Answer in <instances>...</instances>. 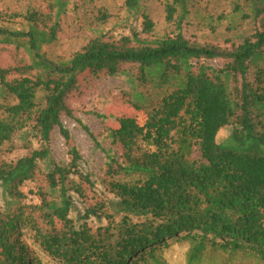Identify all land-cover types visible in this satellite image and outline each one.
Instances as JSON below:
<instances>
[{
	"label": "trees",
	"instance_id": "trees-1",
	"mask_svg": "<svg viewBox=\"0 0 264 264\" xmlns=\"http://www.w3.org/2000/svg\"><path fill=\"white\" fill-rule=\"evenodd\" d=\"M225 1L255 24L228 48L185 35L197 0H165L171 31L162 37L142 35L155 28L144 12L142 32L98 34L68 59L44 51L67 0H56L54 14L28 12V30L0 26V41L16 49L13 64L0 62V264H42L41 253L51 264H168L170 239L190 243L187 264H264V0ZM126 7L140 11L141 0ZM117 76L128 84L117 97L145 119L121 116L114 127L105 112L90 111L110 141L105 148L71 99L92 79ZM64 116L105 153L111 196L94 188L79 151L67 162L54 158L55 129L72 140ZM18 135L40 147L25 142L28 153L7 160ZM73 193L87 204L80 222ZM91 216L106 223L85 221ZM28 241L41 248L29 255Z\"/></svg>",
	"mask_w": 264,
	"mask_h": 264
},
{
	"label": "rangeland",
	"instance_id": "rangeland-1",
	"mask_svg": "<svg viewBox=\"0 0 264 264\" xmlns=\"http://www.w3.org/2000/svg\"><path fill=\"white\" fill-rule=\"evenodd\" d=\"M66 13L61 14L58 20L60 27L57 39L44 47L53 59H68L74 55L82 46L98 34L120 37L132 34L134 31L142 32L144 28L143 13L145 12L155 23V28L150 35L143 33L144 37L159 38L171 31V25L166 19L165 0H141L140 11H130L126 7L127 0H67ZM56 0H0V26L8 29H29L30 22L27 19L28 12H39L41 14H54L58 9ZM230 6L225 0H197L192 9L191 21L186 25L185 35L193 40L206 43L218 44L222 47H230L232 43H241L250 36L255 24L251 20H242L241 17L230 12ZM108 14V19L102 18V13ZM53 16V15H52ZM55 19V17H53ZM48 19V18H47ZM53 23L49 18L48 24ZM40 27L44 25L39 23ZM47 30L49 27L47 25ZM15 46L0 41V62L3 65L13 64L16 61ZM20 56V55H19ZM209 62L213 63L212 60ZM222 64V61H214ZM83 94L71 99L75 109L76 117L88 125L102 142L105 148H110L108 141L101 128L99 119L90 111L105 112L108 115V123L111 126H118L116 118L121 116H136L143 122L145 115H136L135 109L128 100L118 98L124 89L128 87L126 79L122 76L102 77L92 79L85 84ZM64 125L69 128L72 140L67 144L59 128H56L52 135V153L56 161L67 162L70 158L69 152L79 151L83 160L82 170L89 174L95 181V189L109 197L106 185L103 182L106 170V157L102 149L96 146L94 140L82 128L77 120L63 117ZM231 127L226 126L218 134V141H224L230 134ZM31 142L32 148H39V141L28 136L24 139L18 135L14 151L5 153L7 160H16L28 153L24 148L25 142ZM114 150L118 151V147ZM42 177V176H41ZM35 183H28L23 189L31 197L30 190H34ZM75 206L71 212L72 217L77 221H83L87 204L74 194ZM4 203L3 193L0 190V208ZM85 221L99 225L106 223L105 219L98 220L91 216ZM28 254L31 255L35 247L41 248L38 243L28 241ZM34 245H33V244ZM33 245V246H32ZM190 243L187 241L177 242L170 239V246L164 249L162 256L168 264H187V255ZM42 264H51L49 257L42 254ZM210 264V262H204Z\"/></svg>",
	"mask_w": 264,
	"mask_h": 264
}]
</instances>
